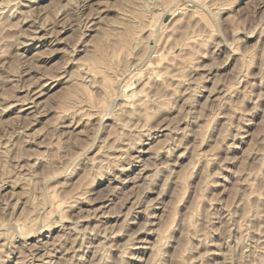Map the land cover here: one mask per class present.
<instances>
[{"label":"rangeland","instance_id":"rangeland-1","mask_svg":"<svg viewBox=\"0 0 264 264\" xmlns=\"http://www.w3.org/2000/svg\"><path fill=\"white\" fill-rule=\"evenodd\" d=\"M138 3L0 0V264H264V0Z\"/></svg>","mask_w":264,"mask_h":264},{"label":"bare ground","instance_id":"bare-ground-1","mask_svg":"<svg viewBox=\"0 0 264 264\" xmlns=\"http://www.w3.org/2000/svg\"><path fill=\"white\" fill-rule=\"evenodd\" d=\"M140 1H141V0H139V3H138V4H140ZM147 1H148V0H147ZM145 2H146V0H145ZM23 3H24V2H23ZM143 4H144V3H143ZM3 7H4V5H3ZM137 7H138V6H137ZM139 7H143V6H139ZM139 7H138V8H139ZM1 15H2V14H1ZM1 15H0V17H3V16H1ZM4 16H5V15H4ZM0 20H1V18H0ZM1 23H2V22H1ZM1 23H0V24H1ZM38 93H39V92H38ZM69 94H70V93H69ZM137 102H138V101H137ZM36 103H37V102H36ZM142 106H143V105H142ZM139 107H140V106H139ZM135 112H136V111H135ZM137 112H138V111H137ZM130 113H131V112H130ZM132 114H133V112H132Z\"/></svg>","mask_w":264,"mask_h":264}]
</instances>
